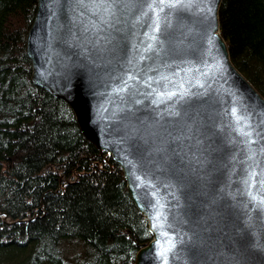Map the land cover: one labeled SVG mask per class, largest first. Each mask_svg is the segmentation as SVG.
<instances>
[{"label": "water", "instance_id": "obj_1", "mask_svg": "<svg viewBox=\"0 0 264 264\" xmlns=\"http://www.w3.org/2000/svg\"><path fill=\"white\" fill-rule=\"evenodd\" d=\"M219 1L38 0L27 32L32 81L148 222L134 264H264V98L231 63Z\"/></svg>", "mask_w": 264, "mask_h": 264}, {"label": "trees", "instance_id": "obj_2", "mask_svg": "<svg viewBox=\"0 0 264 264\" xmlns=\"http://www.w3.org/2000/svg\"><path fill=\"white\" fill-rule=\"evenodd\" d=\"M38 0H0V264H134L152 236L123 171L36 85L26 37ZM233 66L264 98V0H220Z\"/></svg>", "mask_w": 264, "mask_h": 264}, {"label": "snow or ice", "instance_id": "obj_3", "mask_svg": "<svg viewBox=\"0 0 264 264\" xmlns=\"http://www.w3.org/2000/svg\"><path fill=\"white\" fill-rule=\"evenodd\" d=\"M160 4H161V6H163L164 5V0H160ZM168 6L171 7L172 5L169 4ZM157 30H158V26H157ZM153 39H155V37H153Z\"/></svg>", "mask_w": 264, "mask_h": 264}]
</instances>
